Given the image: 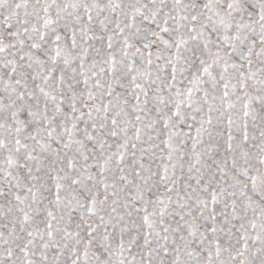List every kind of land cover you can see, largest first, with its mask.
I'll return each instance as SVG.
<instances>
[{
	"label": "snow or ice",
	"instance_id": "snow-or-ice-1",
	"mask_svg": "<svg viewBox=\"0 0 264 264\" xmlns=\"http://www.w3.org/2000/svg\"><path fill=\"white\" fill-rule=\"evenodd\" d=\"M0 264H264V0H0Z\"/></svg>",
	"mask_w": 264,
	"mask_h": 264
}]
</instances>
